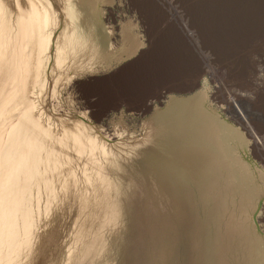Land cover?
<instances>
[{"label":"rangeland","instance_id":"374dc122","mask_svg":"<svg viewBox=\"0 0 264 264\" xmlns=\"http://www.w3.org/2000/svg\"><path fill=\"white\" fill-rule=\"evenodd\" d=\"M119 5L201 72L145 114L97 110L55 13L24 34L0 5V264H264V0H113L114 45Z\"/></svg>","mask_w":264,"mask_h":264},{"label":"crops","instance_id":"0c3cea01","mask_svg":"<svg viewBox=\"0 0 264 264\" xmlns=\"http://www.w3.org/2000/svg\"><path fill=\"white\" fill-rule=\"evenodd\" d=\"M111 1L99 3L97 10L101 16V6ZM110 6L105 5L108 10ZM120 10L135 13L123 21L113 19L118 23V45L111 40L113 26L100 15L90 21L71 20L64 25V31L58 32L59 65L71 52L72 77L90 73L96 90L92 97L100 113L108 116L135 110L145 114L167 94L186 91L198 84L201 72L194 63L193 48L162 24L166 19L160 8L124 9L119 5L112 11Z\"/></svg>","mask_w":264,"mask_h":264},{"label":"bare ground","instance_id":"6f19581e","mask_svg":"<svg viewBox=\"0 0 264 264\" xmlns=\"http://www.w3.org/2000/svg\"><path fill=\"white\" fill-rule=\"evenodd\" d=\"M6 1V0H5ZM19 11L22 13L18 18L21 26L28 24L24 34L30 30L34 21L40 26H45L50 17L55 13V18L60 25L68 24L71 20L90 21L100 15L97 7L99 3L107 0H15ZM111 1V0H108ZM4 0H0L3 6ZM101 16V15H100ZM15 18V17H14ZM16 21V20H14ZM27 69V68H26Z\"/></svg>","mask_w":264,"mask_h":264}]
</instances>
